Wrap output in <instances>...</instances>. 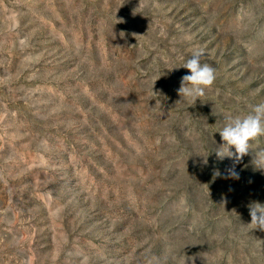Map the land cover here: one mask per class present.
<instances>
[{
  "label": "rangeland",
  "instance_id": "1",
  "mask_svg": "<svg viewBox=\"0 0 264 264\" xmlns=\"http://www.w3.org/2000/svg\"><path fill=\"white\" fill-rule=\"evenodd\" d=\"M260 102L264 0H0V264H264V136L215 153Z\"/></svg>",
  "mask_w": 264,
  "mask_h": 264
},
{
  "label": "clouds",
  "instance_id": "2",
  "mask_svg": "<svg viewBox=\"0 0 264 264\" xmlns=\"http://www.w3.org/2000/svg\"><path fill=\"white\" fill-rule=\"evenodd\" d=\"M205 53L203 49L192 52L182 65L189 70V75L181 78L178 95L195 105L196 101L205 95V90L210 88L216 79V70L208 63H202ZM219 134L223 144L215 151L218 159L228 157L233 160V165L227 169L226 178L239 179L235 165L250 152V141L259 136H264V102L251 107V111L244 116L228 117ZM234 148L235 152L230 149ZM203 162L207 164V158ZM253 164L257 169L264 170V150L254 154ZM215 176H220L216 171ZM251 223L247 226L253 230L264 231V205L259 202L249 204Z\"/></svg>",
  "mask_w": 264,
  "mask_h": 264
}]
</instances>
